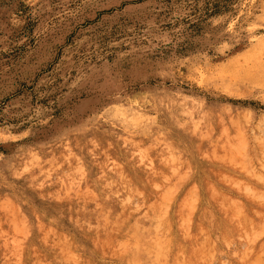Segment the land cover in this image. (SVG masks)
<instances>
[{
  "label": "rangeland",
  "instance_id": "obj_1",
  "mask_svg": "<svg viewBox=\"0 0 264 264\" xmlns=\"http://www.w3.org/2000/svg\"><path fill=\"white\" fill-rule=\"evenodd\" d=\"M244 172L264 178V0H0V264L168 263L184 230L201 264H264ZM200 207L237 236L195 235Z\"/></svg>",
  "mask_w": 264,
  "mask_h": 264
},
{
  "label": "bare ground",
  "instance_id": "obj_2",
  "mask_svg": "<svg viewBox=\"0 0 264 264\" xmlns=\"http://www.w3.org/2000/svg\"><path fill=\"white\" fill-rule=\"evenodd\" d=\"M198 125V127L200 126L199 125V123H197ZM196 125V124H195ZM194 125V126H195ZM201 127V126H200ZM197 129V128H196ZM226 140V139H225ZM209 145H211V144H209ZM169 144L167 143V144H164V146H163V151H164V154H166L167 152H169L170 153V150H169ZM215 147V146H214ZM214 147L213 146H210V147H207L208 149L207 150H204V153H203V157H205V159H208V161H212V160H210V159H213V158H215L214 156H217L216 155V153H215V150L216 149H214ZM171 148V147H170ZM222 150V149H221ZM220 150V151H221ZM217 152V151H216ZM223 152L224 153H226V154H228L227 152H226V150H222V154H223ZM214 153H215V155H214ZM221 153H219L218 155H221V156H223ZM165 156V155H164ZM171 155H169V157H170ZM220 156V157H221ZM224 156H225V154H224ZM227 156V155H226ZM169 157L167 156V160H169ZM172 157V162H173V155L171 156ZM170 157V158H171ZM228 157V158H227ZM227 157H225V158H227L226 159V161L228 160V161H230V157L229 156H227ZM217 158V161H219L218 160V158H219V156L218 157H216ZM225 158H220V161L219 162H222L223 161V159H225ZM163 159H165V157H163ZM166 160V161H167ZM175 160V159H174ZM213 160H215V159H213ZM222 160V161H221ZM28 161V160H27ZM225 161V160H224ZM224 161H223V163H224ZM228 161L226 162V163H228ZM104 163V162H103ZM174 163V162H173ZM98 164V163H97ZM216 164H218V163H216ZM213 165H214V163H213ZM219 165H220V163H219ZM225 165V164H224ZM45 166H51V163H49V164H47V165H45ZM204 166H206V165H204ZM209 166V169L211 170L212 169V166H210V165H208ZM214 166H216V165H214ZM218 167V166H217ZM37 169L36 170H38V171H41L42 170V172H44V168L42 167V168H40V167H36ZM204 168V167H203ZM207 169V168H206ZM208 169V170H209ZM250 169V168H249ZM253 169V168H252ZM47 170V169H46ZM119 170H120V166L117 164H115V163H113V164H111V167H109V166H107L106 164H102L101 165V167H99V173H98V175H97V177L99 176V179H98V181H97V184H99L100 186H104V181H105V179L107 178V176L109 175V174H111V172L112 171H115V172H119ZM207 170V172H209ZM243 170H244V168H243ZM251 170V169H250ZM253 170H256V169H253ZM252 170V172L254 173L255 171H253ZM244 171H246V172H248V170H247V168H245V170ZM114 172V173H115ZM211 172V171H210ZM213 172V171H212ZM222 172H223V170H222ZM251 172V173H252ZM213 173H215V171L213 172ZM243 173V172H242ZM251 173H246L245 174V172H244V174L245 175H248L247 176V180H249V182H247L246 181V183H250L249 184V186L247 185V186H245V187H247V190H249L247 193H248V195L252 198H250L252 201H253V199L255 200V199H257L258 201H256V202H258V204L261 202H263L262 204H263V206H264V178L263 177H261V176H259L260 174L258 173V175L256 174V175H254L253 173L251 174ZM263 173V172H262ZM219 175V173H215V174H213V175ZM251 174V175H250ZM222 177H225L226 176V174L225 175H221ZM263 176H264V174H263ZM69 179L70 180H72L73 179V177L71 176V174H69ZM96 177V178H97ZM219 178H221V177H218V179ZM223 179V178H222ZM132 180V179H131ZM107 181V180H106ZM203 181V180H202ZM240 181V180H239ZM238 181V186H239V184H242V182H244V181H240L239 182ZM107 183V182H106ZM133 183V182H132ZM124 183H122V185H123ZM203 184V183H202ZM130 183L129 182H127L126 184H125V187H127L126 188V190L130 187ZM209 185V184H208ZM244 185V184H243ZM107 186V185H106ZM211 186V185H210ZM207 187V186H206ZM237 187V186H236ZM243 187V186H242ZM101 188H103V187H101ZM109 188V187H108ZM134 188V187H133ZM107 189V188H106ZM204 189V191H206L205 190V188H203ZM209 189H210V187H209ZM213 189V187H211V189H210V191H209V194L211 193H213L214 192V194H215V190L213 191L212 190ZM237 189H239L238 187H237ZM122 190H123V188H122ZM129 190H130V188L127 190L128 192H129ZM241 190V189H240ZM242 190H243V188H242ZM213 191V192H212ZM242 192H246V191H242ZM211 194H210V198L213 196H216L217 197V195L215 194H212V196H211ZM246 194V193H245ZM126 195H127V193H126ZM130 195V194H129ZM248 195H247V198H248ZM125 196V195H124ZM131 196V195H130ZM126 197H129V196H126ZM212 199V198H211ZM216 199V198H215ZM248 200V199H247ZM250 200V201H251ZM122 201V198H121V200H120V202ZM209 201V200H208ZM211 201H214V200H211ZM251 201V202H252ZM127 202H129V200L127 201ZM256 202H255V204H256ZM123 203V202H122ZM121 203V204H122ZM124 203H125V201H124ZM123 203V206L125 205V204H127V203H125L124 204ZM254 203V202H253ZM260 203V204H261ZM120 203H119V205L120 206H122ZM130 204V203H129ZM118 205V206H119ZM257 205V204H256ZM122 206V207H123ZM259 206V205H258ZM120 208V207H119ZM249 208V207H248ZM259 209H260V207H258ZM262 208V207H261ZM129 209H131L132 210V208H129ZM222 209H224V208H222ZM222 209H220V210H222ZM250 209V208H249ZM123 210V209H122ZM131 210H129V212L131 211ZM225 211H226V209H225ZM232 211V210H231ZM252 212H256L257 210H254V209H252L251 210ZM264 211V210H263ZM121 212V211H120ZM224 212V211H223ZM227 212V211H226ZM259 210L257 211V215H256V213H254V215H256L257 216V219H258V217H259V219L261 220V221H263L264 222V212H259ZM122 213H123V211H122ZM128 213V211L126 212V214ZM196 214L194 215V223L192 224L193 226H194V228H195V230H194V234L195 235H198L197 233L200 231V233H201V231H203V232H207V233H209V232H214V231H216V230H218L220 233H221V235H223V237H226V238H228L229 240H230V238H232L233 236H237L236 234V231H237V229H236V227H235V225L234 224H232L230 221L232 220V218L230 219L229 218V216L231 217V213L232 212H229L228 214H229V216H228V218H229V220L227 221V220H225V219H216V220H214V217H213V214L211 213V211L209 210V209H207V208H204V207H200L199 209H197V211L195 212ZM119 214H121V213H119ZM125 214V215H126ZM223 214H225V213H223ZM222 214V215H223ZM246 214V213H245ZM240 215V214H239ZM244 214H242V217H244L243 216ZM248 215V214H247ZM253 215V216H254ZM123 216V215H122ZM121 216V218H125V217H127L128 215H126L125 217L123 216L122 217ZM241 216V215H240ZM222 217H224V216H222ZM226 217V216H225ZM245 217H247V216H245ZM245 217H244V219H245ZM236 218V217H235ZM235 218H233L234 220H236ZM250 217H247V220L250 222ZM158 220H156L155 218H153L150 222H149V225L147 226V227H145V228H143V229H140V231L143 233H150V234H152V236L155 234V237H153L152 238V240H160L161 238H160V234L163 236L162 237V241L164 242L165 240H163V238L165 239H169V237L167 238L166 236H164V234L168 231V228H167V226L165 227L164 226V228H167V231L166 232H160V233H157L158 231H164L165 229H160V228H158V226L160 225L159 224V222L160 221H163V220H160L159 218H157ZM180 220H179V223H177V224H179L178 226V229H180V230H182V229H185V228H187V229H189V224H190V218H184V217H182V218H179ZM253 219V218H252ZM252 219H251V221H252ZM255 219V218H254ZM253 219V220H254ZM258 219V220H259ZM83 220V219H82ZM105 220H107V219H105ZM133 220H134V224H132L131 226H133L134 227V229H135V227H137L136 226V224H135V217L133 218ZM160 220V221H159ZM242 220V219H241ZM259 220V222H261ZM76 221V220H75ZM78 221V220H77ZM80 221V220H79ZM101 222H102V220H101ZM131 222H132V220H131ZM164 222V221H163ZM163 222H160L161 223V225H163ZM178 222V221H177ZM236 224H238V226H241L240 225V222L238 221V219H237V221H234ZM233 222V223H234ZM254 222V221H253ZM255 222H257V223H255L256 225H258V221H255ZM262 222V224H260V225H258L257 226V228L259 227L260 229H264V223ZM165 223V222H164ZM251 224H252V222H250ZM79 224V223H78ZM80 224H83V223H80ZM101 224V223H100ZM106 224H107V222L106 223H104L103 222V224H102V226L103 227H105L106 226ZM166 224V223H165ZM244 224V223H243ZM135 225V226H134ZM261 225L263 226L262 228H261ZM177 226V225H176ZM250 226L251 225H249V228H250ZM159 227H162V226H159ZM244 227V226H243ZM106 228V227H105ZM131 228V227H130ZM138 228V227H137ZM241 228V227H240ZM255 229V230H253L254 228H252L251 227V229H249V232L250 233H253V231L257 234V232H256V230H260V229ZM101 229H103V228H101ZM243 229V228H242ZM241 229V230H242ZM96 230L97 229H95V231H94V229H93V231L94 232H96ZM107 230V229H106ZM132 230V229H131ZM131 230H130V233H131ZM253 230V231H252ZM133 231V230H132ZM183 231V230H182ZM188 231V230H187ZM187 231H183V232H179V233H184L183 235H181L180 237H181V239L180 240H177V242H175V248H174V250L172 251V259L167 263V261L164 259V254L168 251V249H167V247H166V249H164V248H161V249H159V252H158V258L159 259H164V261L161 259V264L163 263V262H165L164 264H201L200 262H201V260H203L204 262H206L204 259H203V257H204V255L206 254H209L208 252H207V247L209 246L210 248H208V250H210L211 249V247L213 248L214 246H212L211 244L210 245H208L209 244V240H208V242H206L205 241V239H203L202 238V240H197V242H193V241H188V240H185L184 238L186 237V236H188V235H186L187 233ZM243 231V230H242ZM103 232H105V230L104 231H102L101 233H100V231H99V233H98V236H100V234H102ZM135 232V231H134ZM134 232H132V233H134ZM240 232V231H239ZM247 232V231H246ZM259 232V231H258ZM264 232V231H263ZM154 233V234H153ZM157 233V234H156ZM261 233H262V230H261ZM260 233V234H261ZM243 234H244V232H243ZM256 234H253L252 236V238H249V239H247L246 241H249V240H251V239H254V237L256 238ZM263 234V233H262ZM261 234V235H262ZM95 235H97V234H95ZM185 235V236H184ZM202 235V234H201ZM258 235H259V233H258ZM257 235V236H258ZM90 236L91 237H94V235L92 236V234H90ZM129 237L131 236V235H128ZM148 236H150V235H148ZM151 236V237H152ZM184 236V237H183ZM202 236H205L206 238H209L206 234L204 235H202ZM238 237H241V236H238ZM260 237V236H259ZM102 238V237H101ZM111 238V237H110ZM189 238V237H188ZM242 238V237H241ZM97 238H96V240H94L93 242H97ZM107 240H109V238L107 239ZM106 240V241H107ZM185 240V241H184ZM204 240V241H203ZM211 240V239H210ZM103 240H101L100 239V242H102ZM110 241V240H109ZM224 241V240H223ZM226 242L228 241V240H225ZM204 242H206V244L208 245V246H206L205 245V243ZM103 243V242H102ZM166 243H167V241H166ZM211 243H215L214 242V240L213 241H211ZM259 244V243H258ZM97 245V244H96ZM132 246H133V244H131ZM135 246L134 247H136L137 245L136 244H134ZM215 245V244H214ZM139 246V245H138ZM137 246V247H138ZM145 246V245H144ZM144 246H141V247H144ZM250 246V245H249ZM247 247V249L249 248V251H247V253L249 254V256L252 254L251 252H252V246H251V248L250 247ZM255 246H261V243H260V245H255ZM133 247V248H134ZM146 247V246H145ZM257 248V247H256ZM141 249V248H140ZM144 249H146V248H144ZM246 249V250H247ZM261 248L259 247L258 249H256L255 251H253V253L254 252H256V251H259ZM135 250V249H134ZM137 250V249H136ZM212 250H214V249H212ZM212 250H210V253H212L211 251ZM218 251V250H217ZM33 252H34V250H33ZM31 253L32 255L34 254V253ZM206 252V253H205ZM243 253L242 254H244L243 255V257H242V262L244 261L243 259H244V257L246 258V255H248L246 252H245V250L244 251H242ZM39 253V252H38ZM257 254L259 253V252H256ZM256 253H254V254H256ZM30 254V255H31ZM40 254V253H39ZM131 254H132V250H131ZM136 254H142L141 252H137V251H134V254H133V256L135 257V256H137ZM163 254V255H162ZM254 254H252L253 255V257H254ZM256 254V255H257ZM35 255V257H36V254H34ZM259 255H261V254H258V256H257V258L256 259H253V260H255V262L253 261V260H250V258L248 259V262H250V264H253V263H255V264H257L258 263V261L260 260L258 257H259ZM164 256V257H163ZM212 256H213V254H212ZM238 256H239V254H238ZM241 256V255H240ZM248 256V257H249ZM138 257V256H137ZM207 257H209V256H207ZM261 257V256H260ZM21 258V257H20ZM130 258H132V257H130ZM167 258V257H166ZM240 258V257H239ZM252 258V257H251ZM135 259H137V258H135ZM135 259H129V261L130 262H132V263H135V264H137L136 263V260ZM157 259V257H155V260ZM209 259V258H208ZM207 259V260H208ZM241 259V258H240ZM259 259V260H258ZM38 260V259H37ZM34 257L33 258H30V261L27 263V264H52V263H50L49 261H48V258H47V260L46 261H48V262H45V260L43 261V262H39V261H41V260H39V261H37ZM246 260H247V258H246ZM246 260H245V262H246ZM257 260V261H256ZM159 262H160V260H158ZM163 261V262H162ZM253 262V263H252ZM138 263H139V261H138ZM54 264V263H53ZM207 264V263H206ZM209 264V263H208Z\"/></svg>",
  "mask_w": 264,
  "mask_h": 264
}]
</instances>
